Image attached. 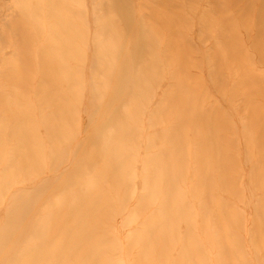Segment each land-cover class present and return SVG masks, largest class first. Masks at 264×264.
<instances>
[{"label":"rangeland","instance_id":"374dc122","mask_svg":"<svg viewBox=\"0 0 264 264\" xmlns=\"http://www.w3.org/2000/svg\"><path fill=\"white\" fill-rule=\"evenodd\" d=\"M0 264H264V0H0Z\"/></svg>","mask_w":264,"mask_h":264}]
</instances>
